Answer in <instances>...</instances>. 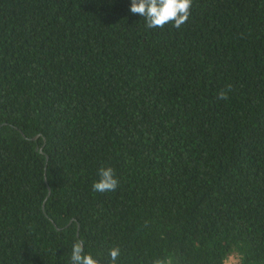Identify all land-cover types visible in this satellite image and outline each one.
<instances>
[{
    "label": "trees",
    "instance_id": "16d2710c",
    "mask_svg": "<svg viewBox=\"0 0 264 264\" xmlns=\"http://www.w3.org/2000/svg\"><path fill=\"white\" fill-rule=\"evenodd\" d=\"M130 5L0 0V264H264V0Z\"/></svg>",
    "mask_w": 264,
    "mask_h": 264
},
{
    "label": "clouds",
    "instance_id": "9594fccd",
    "mask_svg": "<svg viewBox=\"0 0 264 264\" xmlns=\"http://www.w3.org/2000/svg\"><path fill=\"white\" fill-rule=\"evenodd\" d=\"M193 0H131L130 12L139 14L146 21L149 29L163 28L167 24L179 29L185 24L191 14ZM231 91V85L227 89H221L217 93V98L226 100ZM99 179L92 184L94 192H114L118 186V179L112 167H103L98 170ZM108 264H117L121 256V249L115 246L109 249ZM71 264H103V258L94 256L91 252H85L84 241L77 239L72 245ZM152 264H172L170 257L157 258Z\"/></svg>",
    "mask_w": 264,
    "mask_h": 264
},
{
    "label": "rangeland",
    "instance_id": "374dc122",
    "mask_svg": "<svg viewBox=\"0 0 264 264\" xmlns=\"http://www.w3.org/2000/svg\"><path fill=\"white\" fill-rule=\"evenodd\" d=\"M239 262V258L236 255H231L228 260L227 264H237Z\"/></svg>",
    "mask_w": 264,
    "mask_h": 264
},
{
    "label": "water",
    "instance_id": "95a60500",
    "mask_svg": "<svg viewBox=\"0 0 264 264\" xmlns=\"http://www.w3.org/2000/svg\"><path fill=\"white\" fill-rule=\"evenodd\" d=\"M37 139V138H36ZM44 207H45V204H44Z\"/></svg>",
    "mask_w": 264,
    "mask_h": 264
}]
</instances>
